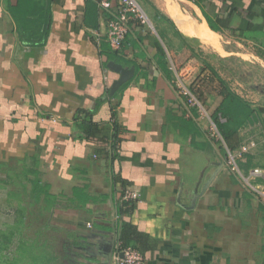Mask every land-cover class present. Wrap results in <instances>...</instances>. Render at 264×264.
Returning a JSON list of instances; mask_svg holds the SVG:
<instances>
[{
  "label": "crops",
  "instance_id": "obj_1",
  "mask_svg": "<svg viewBox=\"0 0 264 264\" xmlns=\"http://www.w3.org/2000/svg\"><path fill=\"white\" fill-rule=\"evenodd\" d=\"M107 1L0 0V167L31 170L50 186L54 225L84 249L78 264H118L125 223L142 235L146 264H264V205L228 170L208 121L181 104L174 85L175 67L212 65L208 49L223 59L248 46L264 62V0H139L153 27L131 19L119 51L108 23L121 0ZM177 7L207 23L221 49L186 32ZM114 63L132 70L115 91ZM204 95L213 119L223 96ZM86 110L100 127L93 137L76 121ZM112 112L122 139L115 159ZM253 119L239 139L257 140L250 154L264 168V111ZM129 187L141 199L125 214Z\"/></svg>",
  "mask_w": 264,
  "mask_h": 264
},
{
  "label": "rangeland",
  "instance_id": "obj_2",
  "mask_svg": "<svg viewBox=\"0 0 264 264\" xmlns=\"http://www.w3.org/2000/svg\"><path fill=\"white\" fill-rule=\"evenodd\" d=\"M213 47L221 49L220 45ZM251 54L253 49L243 46L227 58H219L218 52L210 49L204 56L234 90L257 107H264V62L260 60L262 57L254 58ZM211 75L207 65H200L194 74L193 86L197 84L204 93L218 95L220 79L209 78ZM14 169L7 173L5 166L0 167V264H39L30 258L37 255L54 256L50 264H78L77 258L84 249L54 225L52 214L44 208L43 197L38 199L33 192L32 173ZM239 182L244 184L240 179Z\"/></svg>",
  "mask_w": 264,
  "mask_h": 264
},
{
  "label": "built area",
  "instance_id": "obj_3",
  "mask_svg": "<svg viewBox=\"0 0 264 264\" xmlns=\"http://www.w3.org/2000/svg\"><path fill=\"white\" fill-rule=\"evenodd\" d=\"M98 2L103 7L108 6L107 0H98ZM133 18L153 27L148 13L139 0H121L120 9L115 12L108 23V39L114 50L119 51L122 49ZM175 74L174 85L181 104L190 113H194L198 121H208L204 127L209 141L219 147L218 149L225 156L226 165L231 173L236 175L240 181H243L247 190L264 205V168L256 166L251 168L249 172H244L239 165V161L244 160L246 153H251L257 148V140L241 141L236 149L230 148L216 122L210 116L204 100L193 86L195 73L192 66L185 65L180 69L175 67ZM140 199L141 194L138 190L132 187L124 190L122 201H134L136 203ZM114 258L118 264H146L145 255L142 251L133 246L123 247L120 239L115 246Z\"/></svg>",
  "mask_w": 264,
  "mask_h": 264
},
{
  "label": "trees",
  "instance_id": "obj_4",
  "mask_svg": "<svg viewBox=\"0 0 264 264\" xmlns=\"http://www.w3.org/2000/svg\"><path fill=\"white\" fill-rule=\"evenodd\" d=\"M209 25L212 29L218 30L216 25L208 19ZM208 68L211 70V76L215 80L220 79V87L216 90L220 95L223 96V100L219 107L213 113V120L216 122L221 134L225 138L227 144L230 148L236 149L241 143L239 139V135L241 131L248 126H251L254 123L253 116L257 111L263 112L264 107H256L253 106L252 103L243 97L240 93L234 90L226 81L218 75L217 70L210 64H208ZM205 84V81L203 85ZM124 85L123 87H125ZM122 87V89H123ZM197 93L201 98L204 99L203 90L196 89ZM101 102V101H100ZM94 112L91 110L82 111L76 116V121L78 126L82 129L83 132L86 133L88 137L96 136V134L100 131L99 124L96 123L93 119ZM112 118H114V133L112 136V141L110 144V151L112 152V156L116 158V152L121 146V137L119 136L121 132V127L117 121V116L115 112H112ZM222 118L224 120H222ZM222 153V152H221ZM223 155V153H222ZM254 156L250 153H246L244 155V160L239 161V165L244 172H249V170L255 167V163L253 161ZM26 173H32L31 170H26ZM115 181L119 180L122 182H126L124 179L119 176H114ZM34 184L33 192L36 197L39 199L43 197L44 208L47 212H52L53 208L56 206L58 202V196L53 194L50 191V186L44 183L40 184V179L35 178L32 179ZM124 193V192H123ZM135 206L134 201H122L121 211L125 214L130 213ZM122 240L123 247L133 246L142 251L141 246L138 245V240L142 239V235L137 232L136 228L131 229V225L124 224L123 231L120 236ZM32 250L29 251L31 253ZM54 256H31L30 258L34 259L36 262L39 261V264H50L53 260ZM39 258L40 260H38ZM19 261V259H16Z\"/></svg>",
  "mask_w": 264,
  "mask_h": 264
},
{
  "label": "bare ground",
  "instance_id": "obj_5",
  "mask_svg": "<svg viewBox=\"0 0 264 264\" xmlns=\"http://www.w3.org/2000/svg\"><path fill=\"white\" fill-rule=\"evenodd\" d=\"M175 2V1H174ZM177 2V1H176ZM180 6V5H179ZM175 7V6H174ZM179 24L190 34L198 35L205 43L212 46H219L218 36L212 31L207 23H199L189 14L182 13L179 8H173Z\"/></svg>",
  "mask_w": 264,
  "mask_h": 264
},
{
  "label": "water",
  "instance_id": "obj_6",
  "mask_svg": "<svg viewBox=\"0 0 264 264\" xmlns=\"http://www.w3.org/2000/svg\"><path fill=\"white\" fill-rule=\"evenodd\" d=\"M111 67L113 69L118 70L122 75L121 78L119 80L116 81V83L113 86V91H115L116 89H118L123 83H125L130 77H131V72L132 70H125L124 67L120 64H111Z\"/></svg>",
  "mask_w": 264,
  "mask_h": 264
}]
</instances>
